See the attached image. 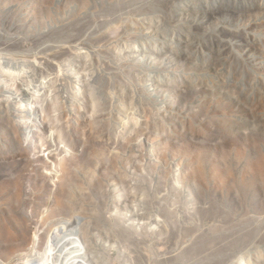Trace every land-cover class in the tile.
<instances>
[{"label": "rangeland", "instance_id": "rangeland-1", "mask_svg": "<svg viewBox=\"0 0 264 264\" xmlns=\"http://www.w3.org/2000/svg\"><path fill=\"white\" fill-rule=\"evenodd\" d=\"M81 243L264 264V0H0V264Z\"/></svg>", "mask_w": 264, "mask_h": 264}, {"label": "bare ground", "instance_id": "bare-ground-1", "mask_svg": "<svg viewBox=\"0 0 264 264\" xmlns=\"http://www.w3.org/2000/svg\"><path fill=\"white\" fill-rule=\"evenodd\" d=\"M70 240L71 243H72V240H77L75 238V235L74 234H68V237H67V240ZM83 252H84V247L81 244H78L76 246H73V248L71 249V253H72V256H70L69 258L67 259H59L57 261H53L50 256L53 254L52 251H50V255L47 257V260H43L41 261V259L38 257V258H29L28 260L25 261V264H87L82 255H83Z\"/></svg>", "mask_w": 264, "mask_h": 264}]
</instances>
